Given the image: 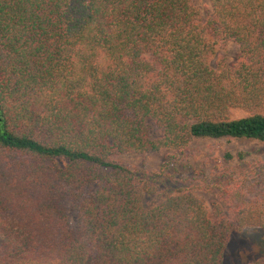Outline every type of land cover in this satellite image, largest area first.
<instances>
[{
  "label": "trees",
  "instance_id": "1",
  "mask_svg": "<svg viewBox=\"0 0 264 264\" xmlns=\"http://www.w3.org/2000/svg\"><path fill=\"white\" fill-rule=\"evenodd\" d=\"M209 2L0 0V264H223L234 233L264 226L244 178H221L230 207L211 215L114 159L264 142V0ZM229 40L236 59L213 65Z\"/></svg>",
  "mask_w": 264,
  "mask_h": 264
},
{
  "label": "rangeland",
  "instance_id": "2",
  "mask_svg": "<svg viewBox=\"0 0 264 264\" xmlns=\"http://www.w3.org/2000/svg\"><path fill=\"white\" fill-rule=\"evenodd\" d=\"M194 3L203 15L211 10L209 0H194ZM237 53L236 42L218 43L211 61L215 65L224 58L225 62L232 64ZM245 114L240 109L232 110L233 117ZM226 152H230L233 158L225 160ZM114 159L136 168L139 174H153L158 184L156 191L160 195L180 187L191 189L205 203L211 215L214 202L220 204L223 212L230 207L223 189L219 191L221 178L229 177L233 181L231 183L241 178L250 182L249 186L241 188L246 197L264 195V142L255 139L198 138L183 147L159 148L147 153L126 152L114 156ZM242 192L237 195L245 198ZM260 256H264V226L247 227L231 236L223 264H247Z\"/></svg>",
  "mask_w": 264,
  "mask_h": 264
}]
</instances>
